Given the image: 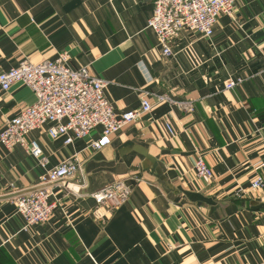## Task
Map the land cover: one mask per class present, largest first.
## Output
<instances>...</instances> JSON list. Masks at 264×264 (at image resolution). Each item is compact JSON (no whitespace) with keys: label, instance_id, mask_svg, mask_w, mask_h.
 Here are the masks:
<instances>
[{"label":"crops","instance_id":"0c3cea01","mask_svg":"<svg viewBox=\"0 0 264 264\" xmlns=\"http://www.w3.org/2000/svg\"><path fill=\"white\" fill-rule=\"evenodd\" d=\"M153 10V0H0V71L68 51L72 68L106 81L117 112L138 107L143 91L154 103L98 150L100 127L70 144L47 125L30 132L49 167L77 154L83 171L73 179L80 195L56 186L48 222L26 230L14 197L45 169L0 142V264H264L260 194L232 196L264 172V0H237L209 38L182 30L166 59L147 26ZM35 100L21 81L0 88V128ZM189 102L192 111L179 106ZM197 155L212 180L196 176ZM117 179L131 196L100 222L91 193Z\"/></svg>","mask_w":264,"mask_h":264},{"label":"built area","instance_id":"2783aa9c","mask_svg":"<svg viewBox=\"0 0 264 264\" xmlns=\"http://www.w3.org/2000/svg\"><path fill=\"white\" fill-rule=\"evenodd\" d=\"M237 0H154L153 15L148 21L161 45L162 55H172L171 45L182 30L196 31L209 38L220 14L231 15ZM70 54L62 51L55 59L33 62L23 58L17 66L0 71V88L4 91L21 81L36 95L33 104L22 109L0 128V142L9 149L21 145L38 159L45 171L40 181L31 190L20 192L14 197L17 211L25 219L24 229L48 222L59 201L55 197V187L62 185L80 195L73 179L82 175L83 163L77 154L67 157L59 164L49 167V158L44 154L38 141L28 140L33 130L47 125V132L53 138H64L70 144L76 138L90 136L96 128H101L98 139L92 142L95 149L111 143L112 137L131 123L149 112L153 103L151 93L144 91L137 108L117 112L105 94L106 81L94 75L88 65L72 68ZM240 80H229L225 87L233 88ZM169 100L166 95H158L157 101ZM171 101V100H170ZM183 110L192 111V103H179ZM170 130V128L167 126ZM197 177L212 180V168L198 156L193 161ZM139 179V178H138ZM260 194L264 203V172H258L247 187H239L232 196L244 198L251 192ZM132 187L125 179H118L91 193L97 207L93 216L106 222L122 204L128 201Z\"/></svg>","mask_w":264,"mask_h":264},{"label":"rangeland","instance_id":"374dc122","mask_svg":"<svg viewBox=\"0 0 264 264\" xmlns=\"http://www.w3.org/2000/svg\"><path fill=\"white\" fill-rule=\"evenodd\" d=\"M153 1H154V0H153ZM234 8H235V6H234ZM153 11H154V10H153ZM233 11H234V9H233ZM152 15H153V14H152ZM152 15H151V16H152ZM220 15H221V14H220ZM220 15H219V16H220ZM219 16H218V17H219ZM218 17H217V18H218ZM150 18H151V17H150ZM148 21H149V20H148ZM147 26H148V25H147ZM149 28H150V27H149ZM151 29H152V28H151ZM152 30H153V29H152ZM153 31H154V30H153ZM154 32H155V31H154ZM157 38H158V37H157ZM172 44H173V43H172ZM171 48H172V45H171ZM172 52H173V50H172ZM161 54H162V49H161ZM162 56H163V55H162ZM163 57H164V56H163ZM164 58L166 59V58H168V57H164ZM88 66H89V65H88ZM81 67H82V66H81ZM89 67H90V66H89ZM79 68H80V67H79ZM90 69H91V68H90ZM92 73H93V72H92ZM93 74H94V73H93ZM228 81H229V80H228ZM228 81H227V82H228ZM227 82H226V83H227ZM226 83H225V85H226ZM225 85H224V87H225ZM225 88H226V87H225ZM226 89H230V88H226ZM143 92H144V91H143ZM143 92H142V93H143ZM142 93H141V95H142ZM141 95H140V98H141ZM151 101H152V100H151ZM152 103H153V102H152ZM189 103H190V102H189ZM192 104H193V103H192ZM139 105H140V103H139ZM139 105H138V106H139ZM153 107H154V103H153ZM153 107H152V108H153ZM193 107H194V105H193ZM136 108H137V107H136ZM133 109H134V108H133ZM115 110H116V109H115ZM151 110H152V109H151ZM151 110H150V111H151ZM150 111H149V112H150ZM186 111H188V110H186ZM118 113H119V112H118ZM147 113H148V112H147ZM143 115H144V114H143ZM143 115H142V116H143ZM141 118H142V117H141ZM141 118H140V119H141ZM137 121H138V120H137ZM135 122H136V121H135ZM133 123H134V122H133ZM133 123H131V124H133ZM131 124H130V125H131ZM128 126H129V125H128ZM198 156H201V155H197L196 158H197ZM201 157H202V156H201ZM212 170H213V169H212ZM213 173H214V172H213ZM117 180H118V179H117ZM137 180H139V179L137 178ZM115 181H116V180H115ZM112 183H113V182H112ZM109 184H111V183H109ZM132 190H133V188H132ZM131 193H132V192H131ZM130 196H131V195H130ZM129 198H130V197H129ZM128 200H129V199H128ZM126 202H127V201H126ZM126 202H125V203H126ZM125 203H124V204H125ZM124 204H122L120 207H122ZM120 207H119V208H120ZM119 208H118V209H119ZM118 209H117V210H118ZM115 211H116V210H115ZM115 211H114V212H115ZM114 212H113V213H114Z\"/></svg>","mask_w":264,"mask_h":264},{"label":"water","instance_id":"95a60500","mask_svg":"<svg viewBox=\"0 0 264 264\" xmlns=\"http://www.w3.org/2000/svg\"><path fill=\"white\" fill-rule=\"evenodd\" d=\"M153 161V160H152ZM154 165H156L155 161H153Z\"/></svg>","mask_w":264,"mask_h":264}]
</instances>
